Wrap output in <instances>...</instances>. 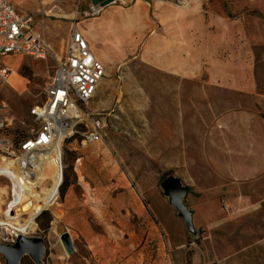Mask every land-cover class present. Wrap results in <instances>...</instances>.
Masks as SVG:
<instances>
[{
	"label": "rangeland",
	"instance_id": "374dc122",
	"mask_svg": "<svg viewBox=\"0 0 264 264\" xmlns=\"http://www.w3.org/2000/svg\"><path fill=\"white\" fill-rule=\"evenodd\" d=\"M10 1L49 50L44 59H3L1 133L15 146L37 127L30 109L42 103L71 27L118 22L101 31L110 61L84 116L102 120L101 140L88 143L78 125L54 165L60 186L51 168L36 186L44 198L56 189L52 207L34 210L28 235L43 240L41 264H264V0H138V12L114 0L96 13L89 0ZM183 32L197 68L189 78L155 63L184 55ZM171 176L187 188L193 232L160 188ZM17 216L27 220L23 208ZM20 264L34 263L25 256Z\"/></svg>",
	"mask_w": 264,
	"mask_h": 264
},
{
	"label": "built area",
	"instance_id": "2783aa9c",
	"mask_svg": "<svg viewBox=\"0 0 264 264\" xmlns=\"http://www.w3.org/2000/svg\"><path fill=\"white\" fill-rule=\"evenodd\" d=\"M59 0H51L57 3ZM78 2L80 0H72ZM51 10H57L53 5ZM96 13L95 8H91ZM87 15V14H86ZM30 17H22L14 10L10 0H0V84L7 81L9 66L3 61L9 56H30L44 59L49 55L48 46L31 29ZM52 78L43 89V101L30 109V117L37 125L17 145L2 134L0 123V160L16 162L20 170L30 172L35 157L61 133L63 141L74 135L76 127L86 128L84 140L96 143L101 140L103 124L96 116L85 118L86 105L93 98L97 86L105 76V70L91 52L88 43L76 25L71 27L62 58H56ZM9 175L0 172V178L9 181ZM4 179V180H5ZM10 183V181H9ZM17 194L9 184L6 203L0 208V244L13 245L18 236L33 232L23 229L24 221L15 224L12 220ZM41 210L37 213L39 215ZM0 264H4L0 257Z\"/></svg>",
	"mask_w": 264,
	"mask_h": 264
},
{
	"label": "bare ground",
	"instance_id": "6f19581e",
	"mask_svg": "<svg viewBox=\"0 0 264 264\" xmlns=\"http://www.w3.org/2000/svg\"><path fill=\"white\" fill-rule=\"evenodd\" d=\"M96 10H98V8L95 9V11ZM63 138L64 133H61L55 141H53L46 148L40 150L35 157L34 165H32V168L29 169L31 170L30 172L25 173L20 170L16 162L14 163L6 160H0V172H4L6 175L8 174L10 176H8L10 184L18 196L17 201L13 203L15 205L12 216L13 222L18 219L17 215L21 214L22 208L23 212H26L27 220L21 226L23 229L26 228L27 230H34L33 218L39 211L47 210L54 204V192L56 191V189H54L55 186H52L44 193L45 198L43 196H39L36 191V186L40 183L47 168H51L53 177H56V180L58 179V175L60 173V186L62 179L61 168L58 173V170L54 169V165H57L60 159V150L63 144ZM46 198H48L47 201H45ZM37 208L41 209H39L35 215L34 210ZM14 223L18 224V222Z\"/></svg>",
	"mask_w": 264,
	"mask_h": 264
},
{
	"label": "water",
	"instance_id": "95a60500",
	"mask_svg": "<svg viewBox=\"0 0 264 264\" xmlns=\"http://www.w3.org/2000/svg\"><path fill=\"white\" fill-rule=\"evenodd\" d=\"M114 0H90L94 8L106 6ZM160 188L169 205L174 209L178 218L189 232H193L191 221L192 212L183 204V198L187 188L182 185L178 178L173 176L166 178L160 183ZM60 241L67 253H73V246L69 235L64 232L60 234ZM44 246L43 240L39 237L18 236L13 245L0 244V257L4 264H20L23 257L27 256L34 264H41Z\"/></svg>",
	"mask_w": 264,
	"mask_h": 264
},
{
	"label": "crops",
	"instance_id": "0c3cea01",
	"mask_svg": "<svg viewBox=\"0 0 264 264\" xmlns=\"http://www.w3.org/2000/svg\"><path fill=\"white\" fill-rule=\"evenodd\" d=\"M71 1V0H70ZM90 1V0H89ZM121 1L122 3H128L130 4L131 2L134 3L131 6V9L134 12H138V10L140 9V3L138 2V0H118ZM116 20V19H115ZM187 22V21H186ZM117 24L118 22L114 21L112 22L111 19H109V21L107 20V18H103L101 20H93V19H82L77 23V27L78 29L81 31L82 35L84 36V38L87 40L88 44H89V48L92 51V53L95 55V57L100 60L103 63L107 64V62L110 61L109 56L104 52L103 48L105 46V38L102 37L101 35V31L109 29V31H112V25L113 24ZM122 23V22H121ZM183 23H185V21H183ZM184 38H182L183 42V53L184 55H181V53H174V57L172 60H167L166 59H155V63H157V66L159 68H161L162 70H166L169 72H173L174 74L178 75L180 78H189L193 75V73H195V70L197 68H195V64L194 66L192 65L193 62L191 60V45L189 40H191V37H188L189 35H185V33L183 32ZM200 39V38H199ZM68 41V39H67ZM67 42L65 43L64 49L63 51H61L60 55L63 56L64 54V50L66 47ZM160 44V43H159ZM168 44V43H167ZM166 43L161 42V46L164 47L167 45ZM110 46V45H108ZM108 46H106V48H109ZM175 49H180L181 45H178L175 43ZM201 47L206 46V44L201 43L200 44ZM164 49L163 50H159L158 49V56L160 57V55L164 54ZM168 50L169 49V45H168ZM170 52V51H169ZM211 54V52H210ZM209 54V55H210ZM58 58H62V56H60ZM9 57H13V56H9ZM183 58L184 61H180V58ZM7 58V57H6ZM206 64L208 62H205ZM201 68V65H199L198 69ZM207 70L209 71V73H211L212 68H208ZM137 212L141 215L139 216H143V211H141V208L138 207L137 208Z\"/></svg>",
	"mask_w": 264,
	"mask_h": 264
},
{
	"label": "trees",
	"instance_id": "16d2710c",
	"mask_svg": "<svg viewBox=\"0 0 264 264\" xmlns=\"http://www.w3.org/2000/svg\"><path fill=\"white\" fill-rule=\"evenodd\" d=\"M64 185L66 186V183H65V181L62 183V186H64Z\"/></svg>",
	"mask_w": 264,
	"mask_h": 264
}]
</instances>
